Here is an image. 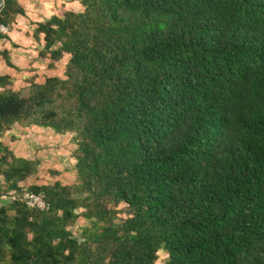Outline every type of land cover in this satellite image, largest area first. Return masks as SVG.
<instances>
[{"label":"trees","instance_id":"obj_1","mask_svg":"<svg viewBox=\"0 0 264 264\" xmlns=\"http://www.w3.org/2000/svg\"><path fill=\"white\" fill-rule=\"evenodd\" d=\"M80 4L35 30L63 78L0 75V138L75 145L73 185L27 187L48 210L0 201V264H264V0ZM21 13L3 0L0 24ZM37 166L0 141V196Z\"/></svg>","mask_w":264,"mask_h":264},{"label":"crops","instance_id":"obj_2","mask_svg":"<svg viewBox=\"0 0 264 264\" xmlns=\"http://www.w3.org/2000/svg\"><path fill=\"white\" fill-rule=\"evenodd\" d=\"M18 4L22 13L16 15L13 23L8 26L9 34L0 36V75L12 78L20 74L32 75L37 68L47 63V59L39 57L43 37L35 35L37 24L53 16L61 17L67 11H82L80 0H18ZM5 54L13 68L7 65ZM0 141L16 158L38 163L36 174L19 182L18 186L43 185L49 173L55 182L71 179L69 184H74L75 145L72 143V135H59L50 129L15 124L3 134ZM0 188H5L2 176Z\"/></svg>","mask_w":264,"mask_h":264},{"label":"rangeland","instance_id":"obj_3","mask_svg":"<svg viewBox=\"0 0 264 264\" xmlns=\"http://www.w3.org/2000/svg\"><path fill=\"white\" fill-rule=\"evenodd\" d=\"M66 62H67V58L65 57L60 62L56 63L53 68H49L48 67L49 60H47V63L43 64L42 68H37L35 73H33L32 75L31 74L30 75L20 74V75H17L16 77H13V78L9 76L10 79H11L10 88L15 90V91H23L31 83H42L45 80L46 77L55 76V77L63 78ZM49 171L51 172V170H49ZM74 174H75V172H74ZM46 177H47V179H44L45 180V182L43 183L44 185L55 183V181H53L51 179L50 173H49V176L46 175ZM65 178H67V177H65ZM71 182H72V180L69 179V180H64L62 182H59V183L63 184V185H68ZM71 185H73V183ZM120 208H122V206H120ZM86 224L87 223H86L85 220L79 219L75 223V225L72 227L71 230L76 235L78 233V230L81 227L85 226ZM165 261H166V254L164 252H162V251H159L158 252V259L156 261V264H163Z\"/></svg>","mask_w":264,"mask_h":264},{"label":"built area","instance_id":"obj_4","mask_svg":"<svg viewBox=\"0 0 264 264\" xmlns=\"http://www.w3.org/2000/svg\"><path fill=\"white\" fill-rule=\"evenodd\" d=\"M9 34V27L5 24H0V36H6ZM1 200H9L11 202H21L30 209H36L39 211L48 210V205L44 200L42 194L31 193L27 190V187L22 186L20 191L9 190L6 194L0 196Z\"/></svg>","mask_w":264,"mask_h":264},{"label":"water","instance_id":"obj_5","mask_svg":"<svg viewBox=\"0 0 264 264\" xmlns=\"http://www.w3.org/2000/svg\"><path fill=\"white\" fill-rule=\"evenodd\" d=\"M2 3H3V0H0V7H1Z\"/></svg>","mask_w":264,"mask_h":264}]
</instances>
